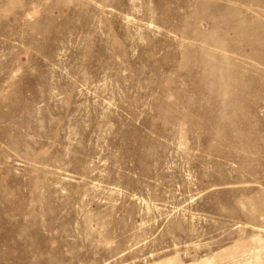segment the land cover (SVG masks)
I'll return each instance as SVG.
<instances>
[{"label": "rangeland", "instance_id": "1", "mask_svg": "<svg viewBox=\"0 0 264 264\" xmlns=\"http://www.w3.org/2000/svg\"><path fill=\"white\" fill-rule=\"evenodd\" d=\"M0 264H264V0H0Z\"/></svg>", "mask_w": 264, "mask_h": 264}]
</instances>
